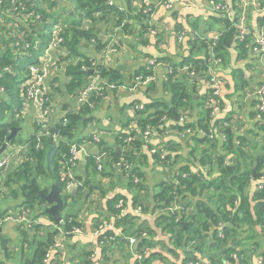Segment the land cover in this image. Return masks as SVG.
I'll use <instances>...</instances> for the list:
<instances>
[{
    "label": "trees",
    "instance_id": "1",
    "mask_svg": "<svg viewBox=\"0 0 264 264\" xmlns=\"http://www.w3.org/2000/svg\"><path fill=\"white\" fill-rule=\"evenodd\" d=\"M165 1H0V148L8 143L0 154L11 146L10 167L0 178V202L7 200L6 196L14 197L4 207L7 210L0 211V219L9 212L16 215L23 210H29V216L38 221L49 218L21 230L32 249L22 250L19 264H94L86 249L76 255L79 262L73 258L66 261V241L76 235L72 233L75 227L87 231L83 215L92 206L99 215L91 232L99 230L96 240L100 259L105 258L110 246H124L125 241L131 251L129 238L133 236L135 247L144 251L140 263L156 264V260L166 257L163 250L155 249L159 244L165 245L156 237L165 231L172 235V246L165 245V251L178 255L176 250L183 249L182 264H255L254 256L264 245V111L258 110L259 99L255 95L264 83V65L255 53L254 34L264 31V0H258L259 9L249 7V32L243 39L237 25L243 0H213L221 4L216 10L212 0L197 1L196 6L188 7L186 22L174 24L172 31L168 28L166 33L163 27L156 26L160 32L153 34L150 30L155 26L149 15L165 8ZM199 5L206 10H197ZM202 15L208 17L203 28L199 23ZM86 20L93 25H85ZM100 21L111 24V36L102 35V29L95 27ZM136 25H140V40L144 39L145 45L152 44V38L158 44L171 31L176 46H186L182 60L145 54V63L126 81L123 68L109 66L107 58L122 50L121 45L127 43L122 36L130 34ZM184 30L187 32L180 42L178 34ZM214 32L219 35L215 43L208 37ZM146 34L152 38H145ZM89 44L97 56L87 51ZM129 44L137 49L135 42ZM48 57V74L43 78L48 90L42 110L47 111L48 120H40L36 101L27 94L23 96V92L34 76L30 66L42 67ZM151 59L158 64L150 66ZM163 63L168 67L161 79L165 96L152 97L159 87L155 68ZM225 69L232 74L238 97L232 102L228 99L232 92L224 97L226 89L231 88L223 77ZM153 74V82L138 86L144 89L148 100L136 103L142 108L135 106L134 117L123 125L125 130L111 132L116 140V145H112L105 138L110 132L102 129L95 115L96 108L111 92L132 90L138 75ZM93 79L101 81L103 91H93L87 100L79 102L81 91ZM113 83L124 87L110 88ZM246 97L252 100L248 118L251 125L243 130L236 124H243L241 110ZM27 105L34 114L29 123L33 133L20 145L18 134ZM182 117L184 120L180 121ZM14 127L19 129L8 141ZM147 127L153 132L148 142L144 138ZM188 129L191 132L186 133ZM94 130L99 136H93ZM170 132L174 138L166 139ZM72 144H93L98 148L97 154L89 151L83 155L87 156L85 175L74 174L79 184L74 188L77 194L66 187ZM162 151L166 158L161 157ZM118 161L132 163L133 167L121 170L116 166ZM146 164L156 165L155 172L167 176L150 185L149 176L142 169ZM104 179L109 186L103 185ZM119 179H125L124 188L131 195L114 184ZM53 185L65 203L60 221L46 212ZM151 186L154 190L150 201ZM120 200L123 211L117 207ZM69 206L71 209L67 210ZM158 210L163 213L152 226L144 214ZM62 231L67 232L65 236ZM33 233L31 240L29 235ZM58 240L63 245L53 248ZM49 251L51 258L45 262ZM134 264L139 262L134 260ZM260 264H264V258Z\"/></svg>",
    "mask_w": 264,
    "mask_h": 264
},
{
    "label": "crops",
    "instance_id": "2",
    "mask_svg": "<svg viewBox=\"0 0 264 264\" xmlns=\"http://www.w3.org/2000/svg\"><path fill=\"white\" fill-rule=\"evenodd\" d=\"M123 1V0H122ZM205 2V0H196V2ZM136 3L139 4L137 1ZM205 6V5H204ZM188 7L181 6V5H175L170 11L168 8H159L154 14L149 15L150 16V22H152V25L160 26L165 29V33L171 29L172 31V26L174 24H177L178 22H186V13L188 10ZM207 7H202L199 5L197 10L205 9ZM189 10H196V9H189ZM152 12V10H151ZM196 15V14H195ZM204 16V15H202ZM208 17L204 16L199 23H204V20H206ZM191 19H194V17H191ZM140 25L132 26L130 30V34L123 35L122 38L125 40L127 43H124L121 45V49L117 51L115 54H112L109 56V59L107 58V64L111 67H118V68H123L122 71L124 73L125 80L127 81L129 77L135 72L136 69H138L140 66H142L146 59L144 56L145 54H151L152 56L159 57L163 56L166 58H171L175 59L177 61L182 60V54H185L187 49L186 46L184 49H181L176 46V43L174 41V36L167 34L163 37V40L160 41L158 44L155 41L154 38L148 36L146 34L145 38H152L153 40L152 44L145 45L142 41L144 39L140 40V33L141 30H139ZM171 27V28H170ZM169 28V29H168ZM112 30V27H111ZM111 30L105 28L104 32L108 33ZM169 36V38H168ZM140 40V41H139ZM129 42H135L137 45V49L135 50L134 47L129 44ZM130 45V46H129ZM87 51L90 52L91 55L97 56L96 53H94L93 47L89 44V47H87ZM168 65L170 63L166 61ZM168 67L167 65L160 64L156 66L155 71H156V76H157V82L158 88L154 93H150L152 97H164L165 93L161 87V79L164 78L165 72L167 71ZM223 77L225 81L230 84L231 88L230 90L226 89L224 93V97L228 92H232V97L228 98L230 102H232L234 99H238V97L235 95L234 92V79L232 77V74L229 69H225L223 73ZM204 87H202L201 92H204ZM166 98H168L166 96ZM144 100H148V95L144 92L143 88H137V89H132V90H126V89H117V92H111L108 97L102 100V102L98 105L95 111V115L99 121V124L102 126V129H105L109 131L110 133L105 135L106 140L111 143L112 145H116L115 143V138L111 134L112 131L119 133V131L125 130V123L130 122L134 115H135V106L138 105L136 103H141ZM136 104V105H135ZM252 108V100L249 99V97H246L245 99V104L242 107L241 110V119L243 121V124H236L237 126L242 127L243 130H246L249 128L251 125L249 122L250 118V111ZM240 113V112H239ZM239 122V121H238ZM237 122V123H238ZM133 125V124H132ZM106 132V131H105ZM106 134V133H105ZM174 138V135L170 132L168 133V137L166 139H171ZM89 151L93 152H98V148L96 145L90 144L87 145ZM188 149L185 150L187 152ZM86 157L87 156H81V160L79 162V165L77 166L75 173L78 172L80 174L85 175L84 171V165L86 163ZM156 165L154 164H146L143 166L142 169L148 174L149 176V184H153V178H152V173L155 171ZM159 170V169H158ZM155 174V172H154ZM125 179H122V181L119 179L115 185L118 184L119 190L123 192L124 194L131 195L129 191H127L125 187ZM104 186H109V181L104 179L102 180ZM74 194H77V190L74 189ZM153 187L151 186L150 192V201L152 200V193H153ZM145 194V192L143 193ZM94 195V194H93ZM129 197V196H128ZM7 205H4L2 201L0 202V211L4 210L2 208L6 207ZM86 208L83 209L85 211ZM101 212V211H100ZM163 213V210L161 211H156L153 213L150 211L149 213L144 214V218H147L148 222L154 226L155 224V219L157 216L161 215ZM98 213L95 210V208L92 206L88 209V211L84 212L83 219L85 222V227L87 229L88 234H76L71 238H68L66 241V261L71 260L73 258L75 261L79 262L80 258L76 257V255L79 253V251L86 249L87 251L91 252V255L93 253H97L99 251V243L96 240V237H92V232L91 230L95 228L97 225V217ZM41 218V217H40ZM144 218L140 219L143 220ZM41 220H47L49 221V218L47 217H42ZM24 228L23 225H18L16 223L12 222H6L1 224L0 223V264H19L21 262V259L23 257V252L22 250H25L28 252V249L31 250L32 247L30 245V241H27L24 239L21 230ZM260 229V227H258ZM35 234H30V239H33V236ZM171 234L166 233L165 231L162 233H158L156 236L159 241H164L165 245L168 247L172 246V240H171ZM40 239V238H39ZM19 243L21 244V250L20 253L17 257L16 260L13 259V256L15 254L11 253L10 250V244ZM263 242V240H260ZM214 242V240H213ZM26 243L29 245L26 248ZM215 243V242H214ZM165 245H157L155 248L156 250H163L164 254L166 255L164 260H156V264H182V258L184 257L185 251L182 249H177L178 255L172 254L169 251H165L167 248ZM73 246V248L71 247ZM13 250L12 252H16ZM100 252V251H99ZM107 254L101 257V259H92L91 261L94 264H134L135 258L132 255V252L128 250L126 241L124 246H121L119 244H115L109 247L107 249ZM200 256V254L198 253ZM107 256V257H106ZM91 257V256H90ZM264 258V245L259 246V249L256 252V256H254V263L255 264H260V260Z\"/></svg>",
    "mask_w": 264,
    "mask_h": 264
},
{
    "label": "built area",
    "instance_id": "3",
    "mask_svg": "<svg viewBox=\"0 0 264 264\" xmlns=\"http://www.w3.org/2000/svg\"><path fill=\"white\" fill-rule=\"evenodd\" d=\"M1 1V0H0ZM144 3H149L152 0H143ZM212 5H213V10H216L217 8L221 7V4L218 3L216 4L213 0L211 1ZM258 0H243V9L242 12L240 14L239 17V22H238V27H239V32H240V37L243 39L244 36H246V34L249 32V28H248V9L251 5H253L255 8L259 9L258 5ZM175 5H181V6H196V0H166L164 2V6L165 8H168L169 10H171ZM264 9V8H263ZM150 10H152V8H148V11L150 12ZM229 11V10H228ZM151 33L153 34H157L158 32H160V30L157 27L151 28L150 30ZM185 32H187L186 30L181 31L180 34H178L179 36V41L181 42L183 40V36L185 34ZM255 36V42L256 45L254 46L255 49V53L260 55V60L259 62L264 65V31H262L260 33V35H256ZM219 35H216L215 37V41L214 43L218 40ZM50 59L51 57H48L46 60H44L42 63L43 66L40 67V65H31L30 66V71L31 73L34 75L33 78L29 81L28 85L25 89V91L23 92V96H25V94L28 95V97L33 98L38 107V114L37 116L39 117L40 120H48V117L46 115L47 111L43 112V103L45 101L44 95L47 93L48 88H46L45 86V81H44V77L45 75L47 76L48 74V65H50ZM220 59H216V62H219ZM157 61L156 59H151L149 61V65L150 66H155L157 65ZM83 68H85V66H83ZM156 79L155 74L153 75H147V76H143V75H138L136 77V83L134 84V86L132 87V89H137L138 86L141 85H147L151 82H153ZM263 79H264V74H263ZM212 80L214 81V77L212 78ZM110 88H116V87H121L117 84H110L109 85ZM124 86H122L121 88H123ZM104 89V86H102L101 81L99 79H93L92 82L84 89L81 91V94L79 96V102H83L85 100H87L90 96V94L93 91H98L99 93H101ZM215 93H218V89L215 90ZM255 95L258 97L259 99V103L257 104V108L260 111H264V83H262L258 88L257 91L255 93ZM215 102V100H214ZM142 108V106H138L136 105V108ZM219 109V106H216V110ZM258 116L261 118L262 115L258 114ZM184 118L182 117L180 119V121H183ZM191 132V129H188L186 131V133ZM153 132H152V128L151 127H147V129L144 132V138L146 140V142H148L150 140V137L152 136ZM184 135V134H183ZM93 136L97 137L99 136L98 132L96 130L93 131ZM130 140V139H127ZM89 152L88 147L86 144H72L71 149H70V158H69V163L68 167H67V172L68 175L65 177L67 178V185L66 187L68 189H74L76 188L79 184L78 181L75 180V166L77 165L78 160L81 158V156L83 155H87ZM152 152H157L156 149H153ZM106 152H102V155H105ZM161 157L162 158H166V154L164 151L161 152ZM10 154H5L1 159H0V178L1 175L10 167ZM96 163L98 165V169L102 168V164L101 161L99 160V158L97 157ZM116 166L118 168H120L121 170L124 171H129L132 169L133 164L129 163V162H124V161H118ZM139 179L136 177L135 181H138ZM123 206L124 203L122 200L119 201L117 207L118 208H122L123 211ZM141 209V208H139ZM29 210H23L21 213L19 214H7L5 217H3V219H0V223H8V222H12V223H16L18 225H28L31 226L33 222H42V221H38L35 219H32L29 214H28ZM67 233V232H66ZM65 232L62 231V235L65 236L66 234ZM73 234H88V232L86 230H83L81 228L75 227L72 231ZM92 237L95 236L97 237L99 235V230H94L92 233ZM64 238V237H62ZM130 243H131V252L133 257L135 258V260H137L139 262V264H141L140 262L143 261L144 259V251H140L138 250L135 245L136 244V238L131 236L129 238ZM63 242L62 240H58L53 248L62 246ZM52 252L49 251L46 256L44 261L48 262L51 258ZM147 256V255H146ZM91 259H95V258H99L100 259V255L98 253H93L90 257ZM186 264H197L194 262H187Z\"/></svg>",
    "mask_w": 264,
    "mask_h": 264
},
{
    "label": "rangeland",
    "instance_id": "4",
    "mask_svg": "<svg viewBox=\"0 0 264 264\" xmlns=\"http://www.w3.org/2000/svg\"><path fill=\"white\" fill-rule=\"evenodd\" d=\"M216 2H217V1H216ZM218 2H219V1H218ZM169 11H170V10H169ZM84 23H85V25H87V26H89V27L93 25V22L88 21V20H86ZM200 24H201V27L203 28V27H204V24H203L202 22H201ZM95 27H98V28L102 29V31H101V34H102V35H109V34L112 33V31H110V32H108V33H105V32H104L105 28L111 30V24H110V23L107 24L105 21H100V22H98L97 25H96ZM216 35H218V34H217L216 32H214V33H212L211 35H208V37H210V39H212L213 42H214V41H215V37H216ZM109 36H111V35H109ZM218 38H219V37H218ZM23 117H24V118H23V120H22V124H21V127H20V128H21V131H20V133L18 134V140H19L18 142H19L20 145L25 144V143L27 142L28 138H29V137L31 136V134L33 133V130H32V128H31V126H30L29 123H32V121L34 120V114H33V111L30 110V108H29L28 105L26 106L25 114L23 115ZM35 117H37V116H35ZM5 120L8 121V120H9V117L7 116ZM0 122H1V118H0ZM10 148H11V146L9 145V147L7 148V150H6L2 155L0 154V155H1V156H0V159H1L5 154H10V153H11ZM159 171H160V170H159ZM154 172H155V171H154ZM165 175L167 176V174L155 172V174H154V176H153V181H154V182H158L161 178H164ZM6 199H7V200H5V201L2 202L4 205H7L8 202H13L12 199H14V197L11 196V195H9V196H6ZM71 206H75V205H71ZM71 206H69L67 210H70V209H71ZM5 209L7 210V208H4V210H5ZM7 213H8V212H7ZM9 213H11V212H9ZM44 230H47V228H44L43 231H44ZM13 242H14V244H10V245H11V246H10V250H11V253H12V254H15V256H13V259L16 260L17 257H18V255H19V253H20V250H21V244H19L18 242L15 243V241H13ZM28 246H29V245H27V243H26V248H27ZM15 249H17L16 252H12L13 250L15 251Z\"/></svg>",
    "mask_w": 264,
    "mask_h": 264
},
{
    "label": "water",
    "instance_id": "5",
    "mask_svg": "<svg viewBox=\"0 0 264 264\" xmlns=\"http://www.w3.org/2000/svg\"><path fill=\"white\" fill-rule=\"evenodd\" d=\"M197 97V96H195ZM19 128L14 127L12 130V134L8 137V141H10L17 133ZM7 142L0 148V153H2L7 146ZM75 190H73L74 193ZM48 203L49 207L46 209V212L49 213L53 218L60 221L62 219L60 215L61 209L64 207V199L61 197L59 189L56 185H53L49 195H48Z\"/></svg>",
    "mask_w": 264,
    "mask_h": 264
}]
</instances>
